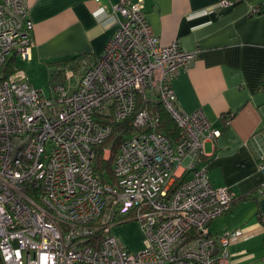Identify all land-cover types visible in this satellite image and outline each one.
Instances as JSON below:
<instances>
[{"label":"built area","instance_id":"1","mask_svg":"<svg viewBox=\"0 0 264 264\" xmlns=\"http://www.w3.org/2000/svg\"><path fill=\"white\" fill-rule=\"evenodd\" d=\"M111 7L117 27L102 52L52 70L46 95L21 67L2 76L10 55L30 59L33 23L27 0H0L1 264H229L227 244L241 231L207 230L233 202L206 172L204 145L219 129L201 110L180 109L171 87L194 53L177 40L158 43L139 0ZM154 101L177 126L174 138L158 129V112L144 107ZM125 120L135 128L103 180L95 149L113 122ZM257 167L264 170V152ZM124 219L139 223V249L112 233Z\"/></svg>","mask_w":264,"mask_h":264},{"label":"crops","instance_id":"2","mask_svg":"<svg viewBox=\"0 0 264 264\" xmlns=\"http://www.w3.org/2000/svg\"><path fill=\"white\" fill-rule=\"evenodd\" d=\"M27 2L33 23L27 63L52 65L51 71L97 57L117 27L116 0ZM220 2L139 0L158 43L177 40L194 53L171 79L178 107L201 110L219 129L213 144L204 145L206 172L212 186L229 189L233 202L207 230L213 236L241 231L227 244L229 264H264V170L257 167L264 152V0ZM254 5L260 10L252 12Z\"/></svg>","mask_w":264,"mask_h":264},{"label":"trees","instance_id":"3","mask_svg":"<svg viewBox=\"0 0 264 264\" xmlns=\"http://www.w3.org/2000/svg\"><path fill=\"white\" fill-rule=\"evenodd\" d=\"M16 61L17 57L14 54L9 56L6 63L2 67V76H7L17 68ZM60 62L65 61L61 60L56 63ZM138 106H142V103L140 104V101ZM144 107L151 108L153 111L158 112L160 116L158 129L162 133L170 138H174L177 135L178 128L170 117L169 113L163 108L161 103L154 101L152 103H149L148 106L146 105ZM134 128L135 127L133 126V123L129 120L113 122L112 131L109 136L96 147L93 167L96 173H98L103 180L107 181L111 179V161L115 156L119 144ZM105 146L110 147V156L107 159L103 157V148Z\"/></svg>","mask_w":264,"mask_h":264},{"label":"rangeland","instance_id":"4","mask_svg":"<svg viewBox=\"0 0 264 264\" xmlns=\"http://www.w3.org/2000/svg\"><path fill=\"white\" fill-rule=\"evenodd\" d=\"M17 67L25 69L27 77L32 84L41 89L46 95L50 94V86L54 83L51 80L52 65L46 64H28L27 61L17 57ZM112 233L119 239L122 244L128 246L130 249H139L144 242V235L140 229L139 223L136 220L124 219L116 223L112 229ZM127 240V241H126ZM142 244L139 247V244ZM138 246V247H137ZM1 264V261H0Z\"/></svg>","mask_w":264,"mask_h":264}]
</instances>
